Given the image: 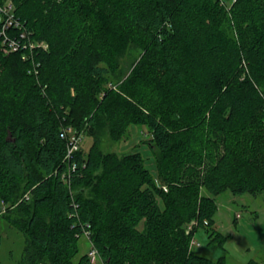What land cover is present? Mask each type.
Segmentation results:
<instances>
[{"label":"trees","instance_id":"1","mask_svg":"<svg viewBox=\"0 0 264 264\" xmlns=\"http://www.w3.org/2000/svg\"><path fill=\"white\" fill-rule=\"evenodd\" d=\"M10 1L22 28L9 33L48 43L9 52L0 34V202L32 188L10 219L22 264H96L75 260L85 230L99 264H224L193 237L226 242L215 195L264 193V0ZM132 47L131 73L112 82ZM134 123L160 182L141 153L99 149L103 126L118 141ZM68 126L96 139L71 160Z\"/></svg>","mask_w":264,"mask_h":264},{"label":"rangeland","instance_id":"2","mask_svg":"<svg viewBox=\"0 0 264 264\" xmlns=\"http://www.w3.org/2000/svg\"><path fill=\"white\" fill-rule=\"evenodd\" d=\"M139 57L140 50L129 48L120 57V70L117 73L123 74L120 78L113 77L112 82L120 84L123 81L122 76L125 79L131 73L130 66ZM151 137L147 125L134 123L129 126L125 136L117 141L110 136L109 128L103 126L98 132L97 140L95 137L83 134L81 147L87 153L96 140L99 149L103 152H114L119 155L139 152L154 179L160 182ZM31 190L32 188L25 194H21L14 205L0 202L1 264H22L26 236L11 223L10 219L18 213L16 206L26 194H30ZM214 197L216 204L213 215L214 228L226 236L227 240L223 244L210 243L211 232L205 228H199L193 237V250L214 260L224 257V264H246L251 259L264 263V193L257 196L250 193L236 195L231 190H226ZM193 223L187 224L186 228L190 229ZM139 228H144L143 222ZM91 240L90 236L84 234L79 238L76 261L91 250L93 247ZM99 263L100 256L96 260V264ZM101 263H103L102 260ZM40 264H49V261H42Z\"/></svg>","mask_w":264,"mask_h":264},{"label":"built area","instance_id":"3","mask_svg":"<svg viewBox=\"0 0 264 264\" xmlns=\"http://www.w3.org/2000/svg\"><path fill=\"white\" fill-rule=\"evenodd\" d=\"M0 23H1L0 34L4 38L5 45H7V48L5 49L6 51H9V52L19 51L20 48L22 47V44L25 47L27 43L29 45L28 47L31 49H37V48L47 49L48 48V43L45 41H40V40L26 41L27 36H26V33L23 31L20 33L21 37L19 38L9 33L13 29L21 30L22 28L20 19L17 18L15 15L14 4L10 0L5 1L4 3L0 2ZM24 58H27V55H24ZM61 136L67 141V147H68L67 159L71 160L74 154L78 150L81 149V144L83 141V133L77 131L72 126H68V127H64L61 130ZM68 168H69L68 174L64 175V179L66 181H69L72 171L76 168V164L75 163H73V165L70 164ZM24 198L28 199L29 194H26ZM2 202L3 201H1V203ZM84 235L89 236V231L85 230ZM193 243H194V240H193ZM88 256L91 262L95 263L97 258L99 257L98 250L93 246L91 250L88 252Z\"/></svg>","mask_w":264,"mask_h":264}]
</instances>
